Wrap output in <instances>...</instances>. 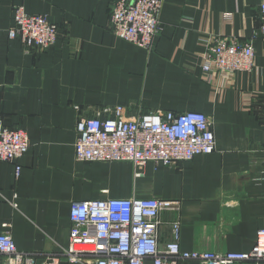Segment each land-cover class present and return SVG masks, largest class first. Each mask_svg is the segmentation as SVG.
<instances>
[{
    "label": "crops",
    "instance_id": "crops-1",
    "mask_svg": "<svg viewBox=\"0 0 264 264\" xmlns=\"http://www.w3.org/2000/svg\"><path fill=\"white\" fill-rule=\"evenodd\" d=\"M263 1L163 0L160 30L147 50L113 34L115 0H0V114L29 140L18 176L14 162L0 161V233L34 255L27 264H86L63 253L70 204L107 198L171 202L160 212V247L173 240L178 222L182 250L251 251L264 227V38L255 35ZM17 5L58 26L53 46L27 50L8 36ZM222 36L251 40V72H202L208 40ZM116 105L134 116L203 112L215 149L182 162L149 161L140 175L126 161H77L80 116L101 118Z\"/></svg>",
    "mask_w": 264,
    "mask_h": 264
},
{
    "label": "built area",
    "instance_id": "built-area-1",
    "mask_svg": "<svg viewBox=\"0 0 264 264\" xmlns=\"http://www.w3.org/2000/svg\"><path fill=\"white\" fill-rule=\"evenodd\" d=\"M163 0H115L110 12L113 34L150 50L160 30ZM260 24L255 35L264 38V1L259 5ZM58 26L43 14H29L22 5L13 8L10 38L19 39L27 50L44 51L58 39ZM200 67L210 72L233 75L251 72L255 53L251 40L213 37L206 44ZM74 157L81 162L126 161L140 175L144 165L171 164L209 154L215 149V136L209 117L199 111L153 110L132 115L116 105L104 117L80 116L76 122ZM29 148L26 132L4 125L0 114V161L14 162ZM171 202L154 197L107 198L73 201L70 204L68 244L63 250L69 262L86 264H178L197 260L200 264H233L264 261V227L256 232L249 252L185 251L179 246V223H173V240L158 244L160 212ZM0 256L6 264H27L34 255L17 249L7 232L0 233Z\"/></svg>",
    "mask_w": 264,
    "mask_h": 264
}]
</instances>
